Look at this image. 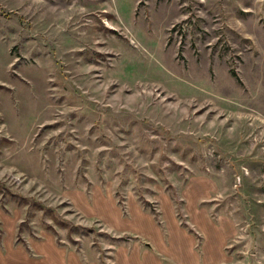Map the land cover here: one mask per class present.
<instances>
[{
	"label": "rangeland",
	"instance_id": "374dc122",
	"mask_svg": "<svg viewBox=\"0 0 264 264\" xmlns=\"http://www.w3.org/2000/svg\"><path fill=\"white\" fill-rule=\"evenodd\" d=\"M77 192L264 264V0H0V238L112 263Z\"/></svg>",
	"mask_w": 264,
	"mask_h": 264
},
{
	"label": "crops",
	"instance_id": "0c3cea01",
	"mask_svg": "<svg viewBox=\"0 0 264 264\" xmlns=\"http://www.w3.org/2000/svg\"><path fill=\"white\" fill-rule=\"evenodd\" d=\"M75 194L73 202L81 211L91 213L97 207V216L107 226L115 227L121 233L133 234L132 236L139 239L115 245L110 264H206L208 256L210 258L214 251L210 249V254L206 243L201 253L197 251V238L180 225L171 203L161 225L134 198L127 203L128 214L125 215L112 195L105 196L101 193L93 198L92 204L84 192ZM191 209L195 210L196 215L197 204ZM7 236L10 237L9 234ZM4 238H0L2 262L9 257V261L15 264H104L100 253L95 260H88L84 250L62 246L49 231L41 232L39 238L33 237L26 243L16 244L15 233L11 236V242H6ZM143 241L146 246L141 244ZM205 241L209 244L207 239ZM209 242L212 241L209 239Z\"/></svg>",
	"mask_w": 264,
	"mask_h": 264
}]
</instances>
